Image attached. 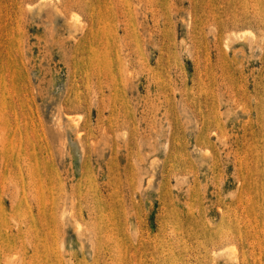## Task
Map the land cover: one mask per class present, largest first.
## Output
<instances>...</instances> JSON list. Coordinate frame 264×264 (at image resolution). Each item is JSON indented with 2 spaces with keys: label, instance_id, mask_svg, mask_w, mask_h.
<instances>
[{
  "label": "rangeland",
  "instance_id": "rangeland-1",
  "mask_svg": "<svg viewBox=\"0 0 264 264\" xmlns=\"http://www.w3.org/2000/svg\"><path fill=\"white\" fill-rule=\"evenodd\" d=\"M0 264H264V0H0Z\"/></svg>",
  "mask_w": 264,
  "mask_h": 264
}]
</instances>
